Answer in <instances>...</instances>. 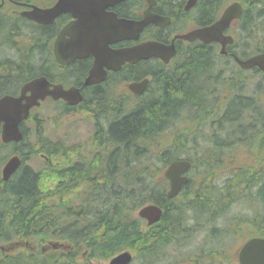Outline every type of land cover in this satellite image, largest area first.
<instances>
[{
  "label": "flooded vegetation",
  "instance_id": "1",
  "mask_svg": "<svg viewBox=\"0 0 264 264\" xmlns=\"http://www.w3.org/2000/svg\"><path fill=\"white\" fill-rule=\"evenodd\" d=\"M24 1L23 4H18L10 0H0V12L5 13L4 5L11 6L13 9L14 7L20 10L27 9L31 0ZM41 1L42 3L38 5L42 8H48L58 0ZM70 1L76 2L80 9L79 11L77 8L83 29L80 30V36H77V43L67 42L70 40L73 42L75 35L65 34V42L61 46L65 47L66 50L77 48L81 51L82 56L74 58L66 64L56 61L54 57L53 43L56 35L63 27L77 19L72 17L70 12H64L59 14L53 22L42 25L48 26L46 28L47 35L55 31L53 36L47 37L43 43H36L34 40L35 31L32 32L28 50V70L33 73L31 78L40 76L36 74L43 72L42 75L53 85L60 84L65 88L76 87L79 89L81 99L75 105L49 96L42 103H49L51 105L49 110L56 114L77 115L81 120H90L91 140L99 126L108 127L106 125H108L109 120L113 119V114L128 113L131 110L141 108L140 106L154 99H159L162 96L163 82L179 77L181 70L189 61L184 57H179V51L182 48L192 49L195 43L204 44L197 39L185 41L175 36L214 24L222 12V0H151L150 6L148 0ZM241 2L243 3V1ZM211 4H214L212 8L210 7ZM245 4L247 3H243V6ZM258 5L259 3L256 4V6ZM256 6L255 4L252 5L254 14L252 21L248 19L251 11L245 8L246 10H242L239 19L232 20L223 30L224 35L231 37V42L225 45L224 53L220 51L221 44L218 41L208 42L207 45L212 46L217 55V57L211 58V65H213L211 71L215 74L214 79L210 85L204 83L201 86L203 89L200 90L199 94L202 102L183 103L182 106L176 108L175 112L181 111L183 114L201 120L199 114L206 111L208 115H211L210 112L213 111L214 114L222 115L223 119L233 102L231 97L236 95V83L241 80L248 84L255 80L258 81V79L261 81V78H264V71L259 67L253 65L244 68L236 61V56L244 60L252 55L264 53V8L259 9L260 15H257ZM147 11L162 18H169V22L161 24V26L148 24L139 32L137 39L112 40L109 31L114 23L113 18L139 20ZM23 21L28 24L33 23L26 19ZM82 30L85 31L86 37L82 34ZM11 33L12 36L15 35L16 40L18 35L15 32ZM148 40L159 41L165 46H170L173 43L175 51L172 56L164 54L161 58L154 56L135 61L109 56L111 51L115 54L118 50L124 51L126 48ZM14 42L16 45V41ZM80 43L81 46L78 47ZM3 44L10 47L11 53H14L13 44L10 45L4 40H0L1 48ZM40 47L46 49L42 56L37 51ZM99 52L102 54L100 58L96 57ZM37 53L38 56L42 57L41 63L37 61L39 58L34 56ZM222 55H225L223 59ZM119 57L121 56L119 55ZM61 58L65 59L66 57ZM8 60L12 61L9 57ZM5 65L8 67L6 63L0 62V87H2L3 79L6 81L8 77L5 74H3L5 77L2 76L1 67ZM93 67L101 72V78L85 85L84 81ZM225 78L233 80V85L224 84L227 81ZM11 86V89L0 90V96L4 94L16 95L21 85L17 88ZM206 86L208 87L206 88ZM239 87H242V84H239ZM201 92H203V96ZM203 101L206 104L202 105ZM205 101H211L214 106L211 107ZM39 108H41L40 105L32 109L37 110ZM36 110L32 115L29 114L26 121L19 124V130L22 133L21 141L3 142L1 140L2 125L0 124V201L9 179L12 181L14 176L24 167L31 169L32 160H42L41 162L46 168H49L51 164L52 149L49 129L47 123L41 120ZM104 114H109L107 117L109 120L103 118L102 123L96 121L95 117L104 116ZM180 121L181 119L178 122ZM202 122L210 123V116ZM193 129L195 128L191 130ZM167 131L169 129L165 130V132ZM219 133L220 136L215 138L197 136L193 132L192 136L188 138V143L192 147L191 152L187 157H181L190 162V167L185 173L188 179L175 196L170 198L166 196L169 180L164 176V171L169 163L158 171L159 180L165 187V197L172 201V204L174 203L178 207L185 203V190L187 191L188 202H191V207L186 212H182L186 216L179 219L185 238L180 245L177 244V246L172 247L173 252L179 253V256H185L171 264H222V257L224 256L229 258L231 264H238V247L240 244L252 237L264 238V201L259 197V190L264 186V161L258 160V156L251 151L249 143L246 146L233 143L235 147L231 149L224 147L222 153V145L226 146L228 142L236 140L237 133L230 129L227 122H224L223 127L222 122L220 123ZM6 150L20 158V165L7 180H3L1 172L4 165L2 155ZM62 155H67V153L63 151ZM91 157L92 154L89 157L75 156L76 160L74 161L65 160L63 168L75 167L73 173L77 177V175H81L82 169L87 168L89 162L92 161ZM112 172L110 171V174ZM65 181L69 182V179H65ZM94 182L103 183L102 180L87 176L81 178L79 183L77 181V186L79 190H83L88 186H93ZM249 195L255 197L253 201H250ZM158 206L163 214L164 208L160 204ZM139 220L142 222L141 227L151 226L147 225L145 219L139 218ZM226 223L230 224L225 229L228 236L222 234V226ZM196 227H199L196 234L197 238L194 239L195 241L193 240L191 245H188L187 239L191 234L194 235ZM144 233L145 231L142 232V234ZM158 236L160 237L161 234ZM199 236L203 237L205 246L202 244L198 247L200 244ZM222 236L228 238L227 247L223 251L222 242H220ZM239 237L241 239L237 240L236 243L234 239ZM20 247V241L18 239L13 241L12 239L11 249H14L15 252ZM190 247L193 250H190ZM211 250L215 252L213 261L210 259L211 252L209 253V251ZM0 253L12 255L6 254L1 246Z\"/></svg>",
  "mask_w": 264,
  "mask_h": 264
},
{
  "label": "trees",
  "instance_id": "2",
  "mask_svg": "<svg viewBox=\"0 0 264 264\" xmlns=\"http://www.w3.org/2000/svg\"><path fill=\"white\" fill-rule=\"evenodd\" d=\"M242 1L247 3L246 9L251 11L248 19L252 21V5L264 1ZM256 13L260 15V11ZM16 19V16L0 12V39L9 38L7 43L14 47L11 32ZM47 27L34 25L36 43L53 36L55 31L47 35ZM37 51L42 56L46 49L40 47ZM2 54L5 53L0 48V62L8 65L1 67L2 76L5 77V74L8 77L6 81L3 79L0 90L11 89V85L17 88L21 82L33 76L28 70L29 58L28 62L16 63V60L9 61L8 55ZM178 56L189 61L179 77L163 82L159 99L128 113L113 114L111 120L107 118L109 114L95 117L100 123L103 118L109 120L106 125L108 127L99 126L97 130L94 129L92 161L87 168L82 169L81 175L76 177L73 173L75 167L65 169L57 163L37 172L24 167L12 181L9 179L0 201V243L10 242L14 237L23 241L33 239L38 244L48 240H62L70 245V249L42 252L37 248L28 254L0 255V264H88L91 258L105 259L123 249L135 253V264H167L176 260V255L170 249L180 245L185 238L179 219L186 216L182 212L191 207V202H188L185 190V203L178 207L172 204L165 197V187L159 180L158 171L175 159L187 157L192 147L188 143L189 137L186 134L179 135L176 130L173 131V142L166 146L155 139L165 130H172L180 119L190 124L186 131L199 129L206 124L202 121L208 116L211 126L218 129L221 122L222 127L227 122L230 129L237 133V139L228 142L226 146L222 145V153L224 147H235L233 143L244 146L249 143L258 160L264 161V78L261 81L255 80L250 87V82L246 84L239 80L236 83V95L231 97L233 102L224 118L219 113L211 111V115H208L205 111L199 114L201 121L175 110L179 105L191 102L195 92L200 93L203 89L201 86L204 83H212L215 74L211 71V58L217 55L212 46L195 43L192 49L182 48ZM224 57L222 55V59ZM225 79L227 81L224 84L233 85V80ZM205 102L214 106L211 101ZM209 128L212 131L209 137L220 136L218 129ZM58 147L59 144L52 143V156L61 153ZM110 171L113 172L110 174ZM87 176L102 180L103 183L94 182L93 186L79 190L77 184ZM65 179H69L67 185L63 183ZM259 194L264 201V186ZM249 198L253 201L255 197L249 195ZM146 203L160 204L164 212L152 226L141 227L142 222L135 212ZM229 225L226 223L222 226V234L228 233L225 229ZM197 229L199 227L195 228L194 235L188 237V245L197 238ZM227 239L222 236V251L227 247ZM210 252L212 260L215 252ZM81 253L86 257L80 262L77 258Z\"/></svg>",
  "mask_w": 264,
  "mask_h": 264
},
{
  "label": "water",
  "instance_id": "3",
  "mask_svg": "<svg viewBox=\"0 0 264 264\" xmlns=\"http://www.w3.org/2000/svg\"><path fill=\"white\" fill-rule=\"evenodd\" d=\"M149 6L151 5L148 0ZM76 2L58 0L52 7L47 9H40L32 7L30 10L22 11L20 14L23 17L29 18L37 23L44 24L50 23L54 18L63 12H70L73 17H77L79 21H73L66 25L57 35L54 43V55L58 62L68 63L74 58L81 57L79 49L72 48L66 50L65 47L61 46L64 41V34L75 35L74 41H67L69 43H77V36H80V30L82 28V22ZM241 5L237 2H233L225 7L222 11L221 17L212 25L192 30L186 34L176 36L183 38L184 40L191 41L198 38L200 41L207 43L212 40H216L221 43V52H225V45L231 42V37L223 34V30L229 25L230 21L234 18H238L241 12ZM80 11V9H79ZM114 23L109 31V35L113 41L120 39H137L139 32L144 26L149 23L155 25H161L168 22V18H162L154 15L147 11L143 18L140 20H123L113 18ZM82 34L86 37L85 31L82 30ZM81 46V43L78 47ZM65 48V49H63ZM66 51V54H64ZM118 50L115 54L112 51L109 56L112 58L121 59L122 57L130 61L138 59L149 58V57H163L164 54H170L174 52V46L171 45L166 51L162 43L156 41H145L139 43L130 48H126L124 51ZM166 51V52H165ZM171 52V53H170ZM84 54V53H83ZM87 54V52H85ZM65 56L62 59L61 56ZM70 55V56H69ZM101 53L99 52L96 57L100 58ZM119 55L121 57H119ZM68 56V58H67ZM238 64L244 68L256 65L264 71V53H260L249 57L246 60H240L236 58ZM98 74V76H97ZM101 72L96 68H92L86 77L84 84H90L98 81L101 77ZM29 92V93H27ZM46 96H51L54 99L62 98L70 104H76L80 99L81 95L78 88L70 87L63 89L61 85H55L49 88V83L44 76L33 78L25 82L20 91L18 97L14 96H3L0 98V123H2V140H19L21 133L18 128L20 121L25 119L28 115L29 109L38 105L40 100H43ZM19 159L14 156L10 158L3 168V179L6 180L9 175L18 167ZM189 167V162L184 160L172 161L164 172V176L169 180V190L166 193L167 197H172L180 190L182 184L186 182V177L181 176ZM161 208L157 205H146L138 210V216L147 220L148 224L156 222L161 215ZM240 264H264V238H251L246 241L239 251ZM131 261V254L128 251L117 254L112 257L108 264H128ZM191 264V263H185Z\"/></svg>",
  "mask_w": 264,
  "mask_h": 264
},
{
  "label": "rangeland",
  "instance_id": "4",
  "mask_svg": "<svg viewBox=\"0 0 264 264\" xmlns=\"http://www.w3.org/2000/svg\"><path fill=\"white\" fill-rule=\"evenodd\" d=\"M228 0H226L227 2ZM257 3H259L257 7L258 11H259V7L261 5V1H257ZM256 3V4H257ZM21 28H23V32L21 36L16 37V45H15V51L12 54L10 47L6 46L5 44H3L2 48L0 46V48L2 49V52L5 54H2L4 56L9 57V59H11L12 61L16 60V63H22V61L28 62V58H29V52L27 51L29 47L28 44V38L26 37V34L28 33L25 26L22 24L20 25ZM3 34V33H2ZM6 37V36H5ZM13 39V38H12ZM0 40H4V42H9V38H4V39H0ZM23 41V43H22ZM35 58L38 57L39 60L37 59V61L39 63L42 62V57L38 56V53L34 55ZM15 58V59H14ZM25 67V65H24ZM259 80V79H258ZM251 84V83H250ZM192 101H198V102H202V98L200 97V94L195 92L194 98L192 99ZM183 104L179 105L182 106ZM50 104L49 103H44V106L42 108H40L38 116L41 118V120L45 121L47 123V127L49 129V134H50V138H51V142L56 143L57 145L59 144V147L57 150H59V152H66L67 155H62L61 153H59L58 156L51 155L50 161L51 164H57L60 163L62 167H64V162L67 161H74L76 160L75 156L77 157H89L90 154H92V140L91 138V125H90V120L88 119H80L77 115H71V114H67V115H62V114H56L55 112H52V110L50 109ZM189 123H187L186 121H180L178 123H176L173 127L172 130H169L167 132H164L160 137L156 138L155 141L157 140L158 143H163L162 146H166L168 144H170V142H173V131H179V135L180 134H186L188 137H191L193 132L195 133V135L197 136H203V137H209L208 135L210 134V128L208 125H202L199 129H193L191 131H186V128H189ZM172 133V134H171ZM181 140L179 139L178 143H180ZM93 155V154H92ZM41 162L38 160H32V162L30 163V166L34 169V170H39L41 167ZM64 185H67L66 181H63ZM200 240V244L198 245V247L202 246V244L205 246L206 243L203 242V237L199 236L198 237ZM241 237L239 238H235V242L237 243V240H240ZM29 245H33V243H35L33 241V239H29L27 240ZM33 242V243H32ZM44 242H42L41 244H43ZM38 244V243H36ZM2 245L5 247L7 245V243H2ZM190 250H193L192 247H190ZM17 252V253H16ZM22 252H26L27 254L32 252L31 249H24V248H19L17 251H15V254H19ZM12 253V252H10ZM176 260H181L180 258H176ZM136 261V259H135ZM135 261H133L132 264H135ZM234 261V259L232 260V262ZM107 261L105 259H96L93 260L91 262V264H106ZM222 264H230L229 261H224L222 262Z\"/></svg>",
  "mask_w": 264,
  "mask_h": 264
},
{
  "label": "bare ground",
  "instance_id": "5",
  "mask_svg": "<svg viewBox=\"0 0 264 264\" xmlns=\"http://www.w3.org/2000/svg\"><path fill=\"white\" fill-rule=\"evenodd\" d=\"M256 5V4H255ZM257 8V7H256ZM237 57V56H236ZM253 82H255V81H253ZM253 82L251 83V84H253Z\"/></svg>",
  "mask_w": 264,
  "mask_h": 264
}]
</instances>
